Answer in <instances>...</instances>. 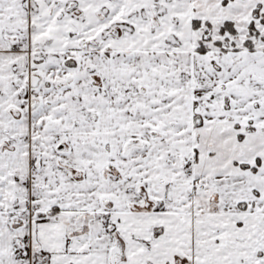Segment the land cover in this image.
<instances>
[{
	"label": "snow or ice",
	"instance_id": "1",
	"mask_svg": "<svg viewBox=\"0 0 264 264\" xmlns=\"http://www.w3.org/2000/svg\"><path fill=\"white\" fill-rule=\"evenodd\" d=\"M0 264H264V0H0Z\"/></svg>",
	"mask_w": 264,
	"mask_h": 264
}]
</instances>
